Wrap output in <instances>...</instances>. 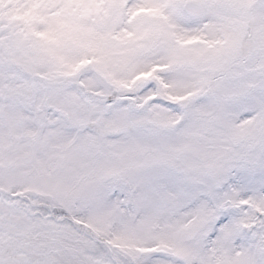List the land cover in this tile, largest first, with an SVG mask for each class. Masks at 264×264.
I'll list each match as a JSON object with an SVG mask.
<instances>
[{
    "label": "snow or ice",
    "instance_id": "6c2138e0",
    "mask_svg": "<svg viewBox=\"0 0 264 264\" xmlns=\"http://www.w3.org/2000/svg\"><path fill=\"white\" fill-rule=\"evenodd\" d=\"M0 264H264V0H0Z\"/></svg>",
    "mask_w": 264,
    "mask_h": 264
}]
</instances>
